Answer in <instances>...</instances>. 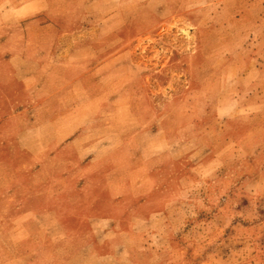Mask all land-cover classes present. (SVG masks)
Returning <instances> with one entry per match:
<instances>
[{
    "label": "rangeland",
    "instance_id": "374dc122",
    "mask_svg": "<svg viewBox=\"0 0 264 264\" xmlns=\"http://www.w3.org/2000/svg\"><path fill=\"white\" fill-rule=\"evenodd\" d=\"M25 1L0 0V151H8L0 184L45 181L44 173H25L14 151L62 133L61 114L54 125L32 126L35 66L10 62L24 55L29 22H55L63 44L108 35L116 49L133 48L135 70L144 74L134 106L150 130H165L167 143L125 158L67 163L76 172L71 183L111 187L101 191L104 206L96 209L133 216L115 231L135 232L103 234L105 225H95L99 235L72 239L68 248L79 251L94 240L96 251L105 252L112 243L118 264L128 263L131 250L132 264H264V0H39L34 12ZM81 94L61 95L70 104L64 132L73 135L80 126L93 137L100 132L85 131L99 117L96 100ZM16 100L20 109L13 108ZM61 166L54 159L47 168ZM91 192L80 190L66 213H96L85 202ZM13 254L6 248L2 257ZM67 260L108 264L88 251Z\"/></svg>",
    "mask_w": 264,
    "mask_h": 264
},
{
    "label": "crops",
    "instance_id": "0c3cea01",
    "mask_svg": "<svg viewBox=\"0 0 264 264\" xmlns=\"http://www.w3.org/2000/svg\"><path fill=\"white\" fill-rule=\"evenodd\" d=\"M38 1L27 0L21 4L28 12H34L42 8ZM93 28L101 29L102 26ZM26 30L24 55L12 56L10 62L24 61L35 66L29 73L33 80L28 106L31 124L33 127L54 125V118L61 114L58 120L61 119L62 133L59 137L46 136L45 145L35 144L27 151L20 148L14 151L15 161L23 163L25 173H44L46 176L45 181L40 182L24 181L10 186L0 184V264H71L67 259L87 251L92 257L105 259L108 264H118L117 251L111 248L112 243L108 244L105 252L96 251L94 240L92 243L82 242L85 244L79 251L68 248L72 239H83L85 235L94 239L99 235L98 230L93 228L95 225H105L106 229L101 230L103 234L109 233V230L115 236L133 235L135 232L132 229L115 231L117 222L133 221V216L118 217L111 213V209L105 208V212L96 209L104 206L101 191L111 187L102 182L93 185L71 183L70 175L74 176L76 172H71L67 163L73 161L80 166L102 161L105 157L125 158L138 151L143 154L156 141L165 146V130L162 127L150 130L148 125H144L141 119L144 112L133 103L132 95L144 88V74L135 70L133 48L126 44L124 49H116L108 35L95 39H73L63 44L59 42L60 27L53 21H30ZM11 72L17 77L16 69ZM53 77L61 79V87L59 82L52 80ZM68 90L78 95L88 94L90 99L96 100L99 117L95 126L85 132L96 131L99 134L93 137L85 135L80 126L73 135L64 132L67 116L63 111L70 109V104L61 95L66 96ZM78 95L79 99L81 96ZM17 102L13 103V108L20 109L16 106ZM79 102H75L77 107ZM151 134L157 138L151 139ZM7 153L1 150L0 160L6 158ZM54 159H60L62 163L59 170L47 168L48 162L53 163ZM54 177L61 179L60 182L54 183ZM85 189L92 191V199L85 202L96 213H66L71 200L72 204L76 203L79 191ZM109 202L105 207L114 203L112 200ZM76 225L78 228H74ZM90 245H93L92 248H89ZM6 248L14 254L4 259L2 253ZM134 254L135 251L131 250L128 263H133Z\"/></svg>",
    "mask_w": 264,
    "mask_h": 264
}]
</instances>
